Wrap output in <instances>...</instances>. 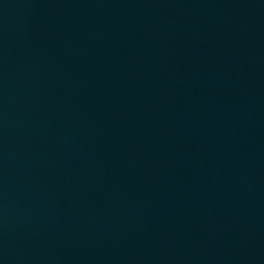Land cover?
Masks as SVG:
<instances>
[{"label":"water","instance_id":"1","mask_svg":"<svg viewBox=\"0 0 264 264\" xmlns=\"http://www.w3.org/2000/svg\"><path fill=\"white\" fill-rule=\"evenodd\" d=\"M0 264H264V0H0Z\"/></svg>","mask_w":264,"mask_h":264}]
</instances>
